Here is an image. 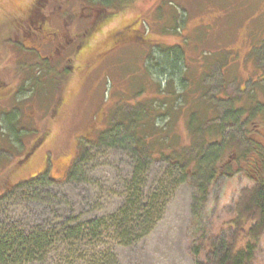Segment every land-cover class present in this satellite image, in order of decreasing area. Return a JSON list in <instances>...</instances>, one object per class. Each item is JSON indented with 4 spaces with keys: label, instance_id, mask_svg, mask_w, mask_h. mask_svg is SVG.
Instances as JSON below:
<instances>
[{
    "label": "rangeland",
    "instance_id": "374dc122",
    "mask_svg": "<svg viewBox=\"0 0 264 264\" xmlns=\"http://www.w3.org/2000/svg\"><path fill=\"white\" fill-rule=\"evenodd\" d=\"M29 2L0 0V20L11 13L22 15ZM46 6L45 16L56 28L65 9L72 13L68 18L71 31L85 24L82 18L87 16V9L79 1L52 0ZM135 17L141 33L153 39V45L124 42L98 57L91 67L84 65L85 55H80L74 62L82 70L69 74L44 68V74L37 76L35 72L41 67L36 64L42 65L38 62L31 67L21 65L19 70L14 57L20 52L13 48L14 43L0 44V182L7 179L15 183L47 167L53 175L64 177L14 190L0 200V221L27 230L54 229L49 249L0 264L197 263L190 242L192 224L198 218L194 214V187L188 178L170 169L167 161L142 160L134 142L121 139L124 126L112 127L100 137L97 134L109 129L111 122L122 121L134 106L145 118L144 125H153L152 116L164 112L157 102L172 99L164 91L157 93V82L166 89L170 81L180 84L179 69L169 67L178 50L182 52L184 96L175 102L176 107L169 106L167 123L160 117L156 122L159 127L165 123L171 135H179L173 144L185 140L184 125L194 111L195 98L215 102L217 110L223 112L232 99L241 97L242 89L256 86L259 80L250 83V67L242 59L249 42L264 35V0H136L106 24L104 32ZM103 35L98 33L90 44L101 45ZM157 48L156 59H150ZM39 49L42 53L49 50L44 45ZM106 49L103 45L96 53ZM57 50V56L64 52ZM238 52L241 56L235 61ZM26 57L23 62L32 58ZM261 58L264 63V52ZM32 76L39 80L29 88ZM155 98H159L157 102ZM202 114L210 117L211 112ZM13 124L15 140L10 139ZM85 133L94 141L83 142ZM225 139L232 140L225 157L227 152L242 151L248 143L245 132L234 127L226 129ZM77 151L81 156L75 171L64 180L67 173L61 176L63 167ZM252 183L242 171L219 177L199 225L212 234L227 227L239 189ZM94 218L101 219V230L71 233L70 238L61 231L63 224L75 227ZM255 264H264V237Z\"/></svg>",
    "mask_w": 264,
    "mask_h": 264
},
{
    "label": "trees",
    "instance_id": "16d2710c",
    "mask_svg": "<svg viewBox=\"0 0 264 264\" xmlns=\"http://www.w3.org/2000/svg\"><path fill=\"white\" fill-rule=\"evenodd\" d=\"M78 1L86 7L87 16L82 18L85 24H82L76 30L73 29V31L68 27V23L70 22L68 18L72 13L68 12L67 9L63 10L58 16V21L61 23L58 28L45 16L44 11L46 8L37 9L38 18L42 16L39 20H42L45 16L43 27L47 28L48 32L54 30L58 33L56 34L57 36H54L55 33H48L49 35H43L41 38H38L39 40L35 47H28V43L15 35L16 28L19 27L17 24L19 12L17 14L11 13L10 15H6L0 20L2 23L0 24V44L6 41L14 43L13 48L20 52V56L14 57L16 61L14 64H17L18 68L21 65L31 67V64L34 62L42 63V65L36 64V66L41 67L38 71L39 73L35 72L37 76L42 75L41 72L44 74V68L54 70V72L59 70V72L67 74L71 70L81 71L82 67L74 62L77 59L74 54V52L76 53V48L81 43L86 42L85 44H89L101 32L104 35L101 40L103 43L100 47L102 48L104 45L107 49L102 52L99 51L101 55L98 57L127 41H136L138 43L149 42L153 45V39L141 33L140 26H138L139 21L135 23L136 17L104 32L105 25L111 24L121 11L131 7L136 0H75V3L77 4ZM28 12L29 9L26 8L25 12H21V14H27ZM64 33L66 35L69 34V38L72 37L70 43H66V39H63L65 37L63 36ZM48 36L56 37V40L59 38L60 42L63 43V46L59 47V49L64 52L57 56L56 46L50 42L51 40L47 38ZM42 45L49 48L48 52L42 53L40 51L39 47ZM249 46L242 60L249 64L250 72L248 75L250 83L252 79H258V84L255 86L251 83L252 89L248 91L242 89L243 94L241 97L232 99L229 106L223 112L217 110L218 107L214 106L215 102L205 101L201 97L195 98L194 111L190 112L187 116L186 125H184L186 127V134L183 142L173 144L172 140L179 135H171L169 128L167 130L164 127L170 117L171 109H169V106L176 107L175 102L181 100L185 91L184 86L186 84L181 78L183 66L182 52L178 49L176 53L178 57H176L175 61L170 60L169 67L173 68V71H177V68L179 69L177 74L180 72V84L178 86L176 80V86L175 80L174 83L170 81L167 83V86L169 87L173 84V87H167L166 89L165 85L162 87L161 83L157 82V93L164 91L172 99H164L160 103L157 102L159 98L154 99L158 107L162 106L164 112L156 113L152 116L153 125H144L143 121L145 118L139 112V109L137 110L138 106H134L128 110L129 114L127 116H122V121L118 119L115 122H111L108 126L110 127L109 129L97 134L98 136H102L103 134L110 133L112 127L124 126V136L121 139L129 138L132 140L134 147L137 149V154L142 160L158 159L167 161L170 169H176L188 178L194 187V214L198 218L197 223L192 224V240L190 242L191 253L194 255L196 264H255L258 245L264 237V66L262 65L264 63L261 58L264 52V35H260L256 41L253 38L249 42ZM158 49H156L155 54L149 56L150 59H156ZM231 50L237 51V49ZM251 53H253L252 57L250 56ZM26 55L32 58L23 62V59L28 58ZM239 55L241 56V52H238L235 61ZM98 57H95L94 61ZM63 61L68 62L64 64ZM65 65L70 68V71L66 70ZM91 65L92 63L89 64L90 67ZM19 70L22 69L20 68ZM38 80L32 76L29 80L31 82L29 88L33 84H37ZM245 86L241 88H245ZM247 99L251 101L249 105L246 102ZM207 111L211 112L210 117L203 116L202 112L205 113ZM158 117L166 119L165 123L161 124L162 127L156 124L159 121ZM123 118L128 120L123 121ZM15 121L17 122L18 119H15ZM132 122L135 127L132 126ZM229 127L239 129L243 133L245 132L248 138L246 140L248 142L247 146L238 153L236 151L228 153L231 147L228 142H232V140L226 141L225 131ZM45 133L43 132L42 134ZM16 135V126L13 124L10 139L13 140V137L14 140L17 139ZM89 135L90 133L83 135V142L86 140L94 141L90 137H87ZM81 148L80 146L79 150ZM226 151L228 152L225 157ZM29 154L30 152L26 156L27 158ZM80 156V151H77L73 158H69L68 164L63 167L64 170L61 174L62 176L67 173V177L64 180L72 176ZM25 159L23 158L19 162L22 163ZM233 164L234 166H232ZM51 171V168L47 167L34 176L15 183L3 179V182H0V200L5 199L14 190L29 188L39 182H51L64 178L59 177V175H53ZM240 171L244 172L253 183L239 189L233 203V217L227 222V227H225L227 230L224 231V228L219 233L212 234L205 227L199 225L208 195L219 177L239 173ZM1 180L2 178H0ZM121 210H123V213L127 217L125 209L122 208ZM94 229H102L101 219L94 218L75 227H68L63 224L61 231L65 233L66 237L70 238L72 237L71 233L81 235L83 231L90 233V230L93 231ZM69 230L70 236L68 235ZM53 232L54 229L46 232L42 230H27L21 226L17 227L5 221H0V261H20L21 257L26 254L37 250L49 249L53 245V242L49 239Z\"/></svg>",
    "mask_w": 264,
    "mask_h": 264
},
{
    "label": "flooded vegetation",
    "instance_id": "af4514ba",
    "mask_svg": "<svg viewBox=\"0 0 264 264\" xmlns=\"http://www.w3.org/2000/svg\"><path fill=\"white\" fill-rule=\"evenodd\" d=\"M52 0H30V3L28 5V9L29 12L27 14H22L19 16L18 20H17V24H18V28H16L15 31V35L21 37V34L23 35L22 40H24L26 43H28V47H35L37 43V41L39 40L38 38H41L43 35H49L48 33H52L57 36L56 34L58 32L56 31H47V28H44L43 26V21L45 19L42 18V20H39L42 16H40L38 18L37 15V9L41 10L42 8H45V6L47 5V3L51 2ZM122 31V30H121ZM60 32V31H59ZM63 39H66V43H70L72 41V37L69 38V34H63ZM49 40H51L50 42L52 44H54V46H56V48L58 49L57 51H59V47L63 46V43L60 42L59 38L58 40H56V37H47ZM61 38V37H60ZM61 38V40H63ZM31 42V43H29ZM105 42V41H104ZM45 44H47L46 41H44ZM65 43V46H66ZM86 43V42H85ZM85 43H81L79 44V46L76 48V53L75 57L78 58L80 55H85L84 58V65H89L91 63H93L95 57H98L99 55H101V53H96L97 49L101 46V45H91L89 44H85ZM64 46V47H65ZM84 49V50H82ZM27 159V157H25Z\"/></svg>",
    "mask_w": 264,
    "mask_h": 264
},
{
    "label": "bare ground",
    "instance_id": "6f19581e",
    "mask_svg": "<svg viewBox=\"0 0 264 264\" xmlns=\"http://www.w3.org/2000/svg\"><path fill=\"white\" fill-rule=\"evenodd\" d=\"M82 50H84V49H82ZM205 137V136H204ZM209 138V137H208ZM207 139V138H206Z\"/></svg>",
    "mask_w": 264,
    "mask_h": 264
}]
</instances>
